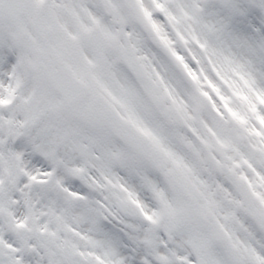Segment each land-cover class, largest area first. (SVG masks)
Wrapping results in <instances>:
<instances>
[{"label": "snow or ice", "instance_id": "1", "mask_svg": "<svg viewBox=\"0 0 264 264\" xmlns=\"http://www.w3.org/2000/svg\"><path fill=\"white\" fill-rule=\"evenodd\" d=\"M0 264H264V0H0Z\"/></svg>", "mask_w": 264, "mask_h": 264}]
</instances>
